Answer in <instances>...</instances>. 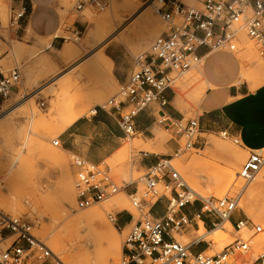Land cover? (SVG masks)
Masks as SVG:
<instances>
[{"label":"rangeland","instance_id":"1","mask_svg":"<svg viewBox=\"0 0 264 264\" xmlns=\"http://www.w3.org/2000/svg\"><path fill=\"white\" fill-rule=\"evenodd\" d=\"M79 1L66 0V4H63V0H54L51 10L58 17V32H61L63 38H58L54 46L48 48L47 41L37 39L35 36L15 37L8 22L11 0H0V73L5 76L9 71L17 68L21 74L18 90L7 98L0 97V111L3 112L0 119V197H8L13 188L16 191L13 200L8 199L0 203V211L6 215L22 216L28 219L33 225L35 237L50 248L64 264H70L69 254L79 255L84 252L88 253L89 260L83 264H98V259L106 247V239L103 237L106 231L100 228L96 231H82L80 236L87 240V245L72 251L64 230L71 232L72 229L69 230L66 223L74 216L94 208L102 209L104 221L114 230V237L119 248V254L111 258L109 264H118L122 258V246L126 235L132 225L146 213L144 211L140 214L131 206L128 198L130 193L127 189L128 184L137 181L143 174L134 165V159L140 152V147L134 141L137 137L124 140L121 148L104 161V165L110 168L112 178L118 183L119 191L103 202L86 209H79L75 201L76 169L73 165L75 157L65 152L62 147L53 146L52 143L60 138L74 118L90 116L91 110L104 105L118 91L119 84L111 80V71L107 67H103L98 73L95 71L86 73L89 62L98 54L105 52L116 59V67H113L112 73L118 70L129 77L137 70L136 59L145 57L149 53L150 43L165 30V25L155 11V3L152 4L151 0H136L138 6L135 11L130 14L119 12L122 22L116 23L115 31L113 30L112 35L105 42L98 45L97 40H91L89 45H86V36L91 31L92 25L84 21L85 14L88 13L90 17L95 18L119 6L121 0H107V8L103 11L97 10L89 3L81 10H76L75 7ZM184 3L192 6L194 0H184ZM146 6L153 19L152 37L148 38L145 47L137 48L138 38L134 32L141 27V9ZM242 35H244L243 30L238 34L237 49L234 51L239 59L244 52ZM128 37L130 38L128 42L119 40ZM74 38H79V41L75 42ZM246 40L252 43L253 53L246 66L249 81L245 82L249 90H252L253 84L264 81V71L260 74L256 73L259 64L264 67V53L261 54L260 48L254 41L247 37ZM65 44L84 45L80 59L72 65L63 63L57 57L58 50ZM11 47L19 48L16 56L10 54ZM198 68L199 65H195L182 75L171 74L172 90L179 98L178 109L184 114V121L196 119L199 113L197 104H193L191 99L196 86L193 78ZM29 73H31L30 81L26 77ZM70 77L74 82L71 86H67L65 82ZM34 95L36 96L32 99L31 107L28 100ZM200 137L203 139L200 149L188 150L174 157L171 163L188 187H195L196 190L190 189L203 198L232 197L245 187L240 198L238 215L263 228V233L253 239L252 251L245 258L249 261L248 264H253L256 256L264 252V186L259 189L254 187L260 179H264V166L255 180L244 186L238 173L247 157V152H243L230 140L221 138L219 134H203ZM172 140H176L175 137L156 127L154 139L146 143L165 144ZM178 143L182 145L183 140H179ZM218 147H222L223 150H217ZM227 148L235 149L238 152L237 157H226L224 150ZM261 153L264 157V150ZM227 168L236 172V177L228 185L224 182V173ZM135 187L136 185H132L129 188L132 190ZM35 188L39 191H34ZM137 188L140 192L143 185L138 183ZM117 195L122 196L121 199L126 205L125 209H118L111 204L112 199ZM159 207L156 206L153 212L158 213ZM129 214L134 219L126 227H120L119 224L114 227L108 218V215L115 216L117 219L119 215L129 216ZM123 221L124 218L119 220L120 223ZM219 232L223 234L221 233L217 239L213 238L212 234L205 235L204 239L211 243L206 255L218 253L233 240L232 228L225 226ZM202 233H204L203 230L199 229V232H196L195 228H190L188 232L175 236V239L181 243H188ZM64 236H66L65 239ZM224 236L227 240L223 238ZM54 237L62 239V246L59 248L52 240ZM11 241L12 239L6 241L0 239V249L5 250ZM22 264L43 263L41 260L30 257Z\"/></svg>","mask_w":264,"mask_h":264},{"label":"built area","instance_id":"2","mask_svg":"<svg viewBox=\"0 0 264 264\" xmlns=\"http://www.w3.org/2000/svg\"><path fill=\"white\" fill-rule=\"evenodd\" d=\"M151 2L156 4L155 11L165 30L153 40L149 53L136 59L137 70L119 85L116 95L97 108L116 118L128 137L134 135V121L139 113L152 103L166 105L163 94L172 89L171 74L182 75L200 64L201 58L197 54L200 48H205L208 54L234 53L238 34L243 30L245 36L258 45L261 54L264 53V0H194L192 6H187L184 0ZM87 3L99 11L107 8V0H80L75 9L81 10ZM25 14V5L11 7L9 27H18ZM20 81L21 74L17 68L5 76L0 73V97L7 98L17 91ZM2 114L0 111V118ZM157 124L178 141L183 140V144L179 145L173 157L157 160L137 181L128 184L127 187L136 185L128 194L131 206L140 214L146 213L126 235L118 264H248L245 258L252 251L253 239L263 233V228L238 215L239 202L244 186L254 181L264 166L261 151H247L238 173L244 188L235 196L203 198L188 187L171 163L174 157L196 149L201 135L198 120L184 121L163 115ZM218 134L241 146L239 139L227 131ZM52 144L60 147L58 140ZM73 165L76 169L75 201L79 209L101 203L119 191L118 183L104 162L90 165L75 157ZM138 183L143 185L140 192ZM157 204L162 205L160 217L151 215ZM108 218L113 224H119L115 216L108 215ZM130 219L132 223V215ZM199 222L205 231L223 229V223L229 222L233 240L218 253L206 255L210 242L198 236L188 243L175 239L190 228L198 232ZM0 239H12L5 250L0 249V264H22L30 257L41 260L43 264H64L35 237L33 225L25 217L10 216L0 211ZM201 247L203 249L200 250ZM253 264H264V252L256 256Z\"/></svg>","mask_w":264,"mask_h":264},{"label":"crops","instance_id":"3","mask_svg":"<svg viewBox=\"0 0 264 264\" xmlns=\"http://www.w3.org/2000/svg\"><path fill=\"white\" fill-rule=\"evenodd\" d=\"M54 0H11V7L19 5L26 6V14L20 21L18 27L11 29L15 37L22 38L26 35L35 36L37 39L51 40V47L58 38L54 37L59 31V20L51 10ZM201 58L198 72L201 74L205 89L197 104V120L200 125L201 135L218 134L227 131L232 137L240 141L243 152L248 150H264V84L255 90H249L246 82L240 81L241 62L235 53L214 52L207 53L205 48L197 51ZM105 57L111 64L112 78L120 85L128 77L116 70L114 56ZM14 93V92H13ZM166 105L161 106L159 102L150 104L135 118L134 135L131 136L140 147L138 156L134 159L136 168L144 172L148 167L154 165L157 160L173 157L179 148L178 140H172L165 144H149L152 149L145 150L147 141L154 139L156 127L162 129L157 120L161 116L172 119H183L184 114L178 109L179 98L173 90H166L163 94ZM131 137L126 136L120 129L117 119L108 113L96 109L87 117H79L72 121L62 132L58 139L60 147L80 158L90 165H99L106 159L111 158L122 146V142ZM138 140V141H137ZM139 142V143H138ZM143 143V144H140ZM203 139L199 137L196 149L202 147ZM141 145V146H140ZM130 193L132 190L127 188ZM158 213L151 212L152 216L160 217L162 205ZM129 216L119 215L117 220L124 218L120 227L130 225ZM203 249L202 247L200 250Z\"/></svg>","mask_w":264,"mask_h":264},{"label":"bare ground","instance_id":"4","mask_svg":"<svg viewBox=\"0 0 264 264\" xmlns=\"http://www.w3.org/2000/svg\"><path fill=\"white\" fill-rule=\"evenodd\" d=\"M152 3V2H151ZM63 4H66V0H63ZM153 4V3H152ZM138 6V2L136 0H121V4L119 6H116V8L114 7V9H112L111 11L108 12H104V14L97 16L95 18L90 17V15L88 13L85 14V18L84 21H88L90 25H92V29L91 31L87 34L86 36V41L85 44L89 45V42L92 40H97L98 41V45H100L101 43L105 42L111 35L112 33L115 31L114 27L116 25V23H121L122 22V17L119 14L120 11L122 12H126V13H131L133 11H135V8ZM140 6V5H139ZM68 8V6H67ZM119 8V9H118ZM85 12V11H84ZM141 27L139 30H136V32H134V35L137 36L138 38V46L137 48H143L147 45V41L148 38L152 35V27H153V19H152V15L150 13V11L148 10V6L144 7L141 9ZM95 15V14H94ZM90 30V29H89ZM114 30V31H113ZM61 32H57L54 37H58L61 36ZM132 35V34H131ZM139 35V36H138ZM154 36V35H153ZM152 37V36H151ZM242 44H243V56L240 58L241 60V73H240V80L241 81H249L248 77H247V72H246V66L247 63L250 61V57L252 56V46L249 42H247L246 40V36L245 34L242 35ZM53 37L48 38V39H40V40H45L47 41V47L51 48V40ZM85 38V37H84ZM156 38V37H155ZM69 39V38H68ZM129 37L128 38H120L119 40L122 42H128L129 41ZM136 39V38H135ZM248 39V38H247ZM73 41V40H72ZM74 41L77 42L79 41V38H74ZM120 43V42H119ZM135 44V43H134ZM151 44V43H150ZM77 45V44H76ZM84 45H73V44H65L63 45L57 52V57L59 60H61L63 63L65 64H69L72 65L74 64L77 60L80 59L81 55H82V49H83ZM97 46V44H96ZM150 46V45H149ZM10 47V46H9ZM104 47V46H103ZM102 49V48H101ZM149 49V48H148ZM21 50V49H20ZM57 51V50H56ZM90 51V50H89ZM88 51V53H89ZM141 52V51H140ZM19 53V48L18 47H11L10 48V54L12 56H16ZM84 53V52H83ZM91 60V58H90ZM47 63H49L48 60H46ZM89 61V60H88ZM41 62V61H40ZM259 63V62H258ZM249 64V63H248ZM103 67H107L109 69V71H111V64L110 61L105 57L104 54H98L94 59H92L89 62V66L87 68V70L85 71L86 73H90V72H100L102 70ZM251 71V69H250ZM264 71V67L259 64L256 70L257 74H260ZM111 75V74H110ZM28 78V81L31 80V73L27 74L26 76ZM86 77V76H85ZM111 80L113 82H116L113 78H111ZM95 81V80H94ZM193 81L196 82V86L193 89L192 92V102L193 104H198V102L200 101L203 93H204V89H205V84H204V80L201 76V74L197 71L196 76L193 78ZM73 80L71 79H67V81L65 82V84L67 86H71L73 84ZM96 82V81H95ZM93 83V82H92ZM264 84V81H262L261 83H256L252 85L251 89L255 90L258 87H260L261 85ZM92 85V84H91ZM106 85V84H105ZM66 88V87H65ZM72 90V89H71ZM107 90V89H106ZM105 90V91H106ZM110 90V88H109ZM63 91V90H62ZM109 93V92H108ZM36 95H34L33 97H31L28 102L29 105L32 107V99L35 97ZM63 96V95H62ZM78 96V94H77ZM94 97V96H93ZM58 99V98H57ZM81 99V98H80ZM79 99V101H80ZM86 100V99H85ZM60 101V99H59ZM56 102V101H55ZM81 102V101H80ZM94 105V103H93ZM88 106V105H87ZM86 111V110H85ZM95 109L91 110V113H94ZM81 113V112H80ZM79 115V113H77ZM77 115V116H78ZM82 115V113H81ZM3 116V114H2ZM79 117V116H78ZM81 117V116H80ZM2 118V117H1ZM0 118V119H1ZM76 119V118H74ZM73 119V121H74ZM138 141V140H137ZM139 143V142H138ZM137 144V143H136ZM143 144V143H140ZM138 145V144H137ZM141 146V145H140ZM150 145L148 144V146H143V148L145 150H149L151 147H149ZM229 147V146H228ZM152 149V148H151ZM150 149V150H151ZM217 150H220L223 148L222 147H218L216 148ZM154 150V148L152 149V151ZM224 153L226 154V157H237L238 152L235 149H225ZM58 159V158H57ZM193 163V162H192ZM70 177V176H69ZM236 177V172L230 168H227L225 170L224 173V182L226 185L230 184L234 178ZM71 182V181H70ZM264 186V179H260V181H258L254 187L255 189H259L262 188ZM9 187V185H8ZM12 188V187H11ZM64 188V186H63ZM74 188V187H73ZM192 190H196L195 187H190ZM66 189V188H65ZM69 189V188H68ZM6 190V189H5ZM32 190V189H31ZM34 191L36 190V192H38L39 190L37 188L33 189ZM32 190V191H33ZM9 191V190H8ZM68 191V190H67ZM18 192V191H17ZM1 193V192H0ZM16 195V191L15 188H13V190H11V192H9V196L6 198H2L0 197V203L2 204L3 202H6L8 199L13 200L14 196ZM70 197V196H69ZM122 196L121 195H117L114 196V198L112 199V203L114 204V206L118 209H125L126 205L124 203V201L121 199ZM223 198V197H221ZM110 204V205H111ZM67 205V204H66ZM10 206V205H9ZM16 207V206H15ZM76 208V207H75ZM9 209V208H8ZM14 209V208H13ZM102 210V209H101ZM99 209H91L85 213H81L78 214L76 216H74L72 219H70L67 223H66V227L70 230V228L72 229L71 232H67V229L64 230L65 235L68 237L67 242L69 243L70 249L72 251L75 250H79L81 248L86 247L87 245V240L83 237L80 236L82 231H96L97 228L100 229H104L106 231L105 235H103V237L106 239V247L104 249V251L102 252V254L100 255L99 259H98V264H109L110 259L114 258L116 255L119 254V248H118V243L114 237V230H112V228L108 227L104 221V215L102 213V211ZM18 211V209H17ZM20 212V211H19ZM113 226L115 227V224H113ZM223 229L225 226H228L230 228L231 225L229 222H224L223 223ZM64 227V226H63ZM65 227V228H66ZM64 228V229H65ZM199 228L200 230H203L204 233L199 234L198 237L200 239H204L205 235H213V238L215 237L216 239L219 238L218 236L222 233L219 232L220 228H215L209 231H205L202 222H199ZM68 230V231H69ZM102 231V230H101ZM116 231V230H115ZM103 232V231H102ZM101 232V233H102ZM199 232V231H198ZM207 233V234H206ZM225 233V232H224ZM223 234V233H222ZM63 235V234H62ZM64 236V239L65 237ZM102 236V234H101ZM102 237V238H103ZM225 240H227V237L224 236L223 237ZM54 244L56 247H60L62 246V239H60L59 237H54L52 238ZM102 240V239H101ZM206 241V240H205ZM90 242V241H88ZM96 244V243H95ZM105 244H103L104 246ZM95 249V248H94ZM52 251V250H51ZM53 252V251H52ZM69 252H71L69 250ZM54 253V252H53ZM55 254V253H54ZM88 253L84 252V254H79V255H72L69 254L68 258H69V262L70 264H83L84 262H87L89 260V257L87 255Z\"/></svg>","mask_w":264,"mask_h":264}]
</instances>
